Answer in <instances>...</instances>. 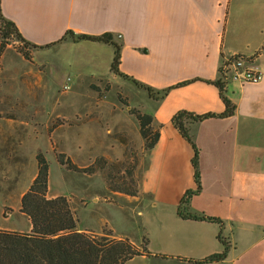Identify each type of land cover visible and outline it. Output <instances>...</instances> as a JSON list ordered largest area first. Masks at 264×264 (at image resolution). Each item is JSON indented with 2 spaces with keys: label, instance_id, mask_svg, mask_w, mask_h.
<instances>
[{
  "label": "crops",
  "instance_id": "crops-1",
  "mask_svg": "<svg viewBox=\"0 0 264 264\" xmlns=\"http://www.w3.org/2000/svg\"><path fill=\"white\" fill-rule=\"evenodd\" d=\"M1 8L48 74L60 66L78 83L120 76L111 68L113 44L68 35L109 33L121 45L125 86L137 81L155 90L138 101L160 135L133 196L140 221L112 228L138 245L148 237L151 254L126 264H193L223 251V241L226 258L207 264H264V78L251 83L223 73L236 53L264 73V0H1ZM213 81L224 83L234 113L223 114ZM180 110L214 114L189 123L201 190L187 205L184 196L198 185L194 145L173 122Z\"/></svg>",
  "mask_w": 264,
  "mask_h": 264
},
{
  "label": "rangeland",
  "instance_id": "rangeland-1",
  "mask_svg": "<svg viewBox=\"0 0 264 264\" xmlns=\"http://www.w3.org/2000/svg\"><path fill=\"white\" fill-rule=\"evenodd\" d=\"M1 42L6 47L0 56V228H30L21 199L38 173L39 151L50 163L48 195L67 196L80 230L137 227L139 200L111 190L106 176L118 180L133 170L141 181L148 149L135 111H141L138 101L147 90L135 82L126 87L121 75L78 83L60 66L48 74L25 59L20 50L32 46L16 32L0 33ZM55 146L78 166L95 164L98 170L67 168L58 162Z\"/></svg>",
  "mask_w": 264,
  "mask_h": 264
},
{
  "label": "trees",
  "instance_id": "trees-1",
  "mask_svg": "<svg viewBox=\"0 0 264 264\" xmlns=\"http://www.w3.org/2000/svg\"><path fill=\"white\" fill-rule=\"evenodd\" d=\"M0 33L4 37L16 32L17 36L24 41L15 23L4 17L0 0ZM74 40L88 39L92 41H104L115 46V55L112 62V71L116 74L128 78L121 73V45L112 39L111 34L99 36L79 34L75 35L69 31ZM6 47V43L0 44V56ZM23 56L32 60L31 51L22 48ZM140 87L145 88L149 94L154 95L152 87L134 81ZM190 81L180 83L184 85ZM221 89V95L226 105L224 115L234 113L232 101L225 95L224 83L213 81ZM135 114L140 122L141 132L146 140V148L149 150L155 146L159 139V130L154 125L152 115L143 113L139 110ZM214 116L212 113L195 114L188 110H180L173 116L175 126L182 135L194 145L195 154L193 165L195 168V178L197 182L196 190L187 191L183 198V203L189 204L194 194L201 190V172L199 149L193 141L189 123L199 121ZM57 160L60 164L75 171H85L93 174L98 170L97 165L78 166L73 159L64 151L54 147ZM38 173L34 178L30 188L24 193L21 199V211L25 213L32 224L30 231H17L0 228V264H126L136 255H150L148 249L149 239L144 237V242L138 245L129 236L117 234L112 228H103L98 233L95 231L80 230L78 228L79 219L76 212L72 209L70 201L65 195L50 197V163L46 155L39 151L37 154ZM104 160V159H103ZM108 187L116 192H122L130 196H138L140 183L134 177V171H129L127 177L110 178L106 176ZM180 215L193 219L216 220L213 217L184 213ZM225 248L221 252L210 254L202 259L194 260L193 264H207L220 261L226 258L228 246L225 241Z\"/></svg>",
  "mask_w": 264,
  "mask_h": 264
},
{
  "label": "built area",
  "instance_id": "built-area-1",
  "mask_svg": "<svg viewBox=\"0 0 264 264\" xmlns=\"http://www.w3.org/2000/svg\"><path fill=\"white\" fill-rule=\"evenodd\" d=\"M223 73L226 77H233L251 83H260L264 73L252 66L251 57L241 53L234 54L224 61Z\"/></svg>",
  "mask_w": 264,
  "mask_h": 264
}]
</instances>
